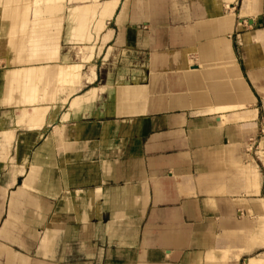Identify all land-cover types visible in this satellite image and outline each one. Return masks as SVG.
Returning <instances> with one entry per match:
<instances>
[{
    "label": "crops",
    "instance_id": "obj_1",
    "mask_svg": "<svg viewBox=\"0 0 264 264\" xmlns=\"http://www.w3.org/2000/svg\"><path fill=\"white\" fill-rule=\"evenodd\" d=\"M81 1L0 0V112L25 132L0 131L9 210L41 218L0 264H264V117L228 38L264 0ZM98 39L128 81H98ZM243 43L264 63V27Z\"/></svg>",
    "mask_w": 264,
    "mask_h": 264
},
{
    "label": "rangeland",
    "instance_id": "obj_2",
    "mask_svg": "<svg viewBox=\"0 0 264 264\" xmlns=\"http://www.w3.org/2000/svg\"><path fill=\"white\" fill-rule=\"evenodd\" d=\"M4 1H7V0H4ZM70 2H72V1H70ZM80 2L82 3L81 0H80ZM71 6H72L71 3L69 6L65 5V7H68V8H70ZM239 6H240V3H239ZM118 10L116 11L117 13L119 12ZM238 10H236L235 12L233 11V12L235 14H238L239 13ZM228 13H229V10L225 9L224 14L226 15ZM62 15L63 16L66 15V32H67V30H69V28H71L72 21L67 18L68 12L66 11V8H64V10L62 11ZM251 19H253L252 16H249L248 18H237L236 19L237 22L235 24L233 32L230 35H228V38L230 40V45H231V48L233 50L236 61L239 64V68H240L241 74L243 76V79L246 82V84H247L249 90L251 91V93L253 94V96L256 98L257 107L259 109H261V112H262L263 117H264V63L257 60L259 58L258 56L259 55L261 56V52L259 49L254 48V51L252 50L249 54L247 52L246 46L243 43V38L247 33L252 34V33L256 32L257 30L262 29L264 27V23H263V18L260 19V17H259V19L256 22L252 20V24H250L249 20H251ZM109 22H111V21H109ZM106 26H108V25H106ZM108 27H111V26L109 25ZM203 42H205V41H203ZM105 44L102 45L101 41H99V39L97 40L96 45H95V48H96L95 49L96 50L95 56L93 57V60L91 63V65L98 66V81H104L105 78L110 79V81H116V83H117V81L118 82L128 81V80H125V81L123 80L122 76H124V75H122L120 72L121 67H122V65H121L122 63L120 61L121 55H120V49H119L120 47L118 46L119 42L113 41V44L109 43L106 54L104 55ZM82 45L83 44L79 43V45L75 46V49H76L75 52L78 56V57H76L77 62L80 61V59H79V51L80 50L79 49L82 47ZM252 46H254V43H252ZM256 46H254V47H256ZM99 47H101L100 50H99ZM193 55L194 56L192 57V59L194 60V63L195 62L199 63V61H201V55L198 54L197 52H195ZM262 58H263V56H262ZM76 59H75V63H77ZM18 60L19 59H17L15 57V55L12 57V67L20 65L18 63L20 60L19 61ZM69 62H72V61H69ZM202 68H203V64H202ZM87 70H88V68L85 67L83 72L85 73V72H87ZM115 71L118 73H115ZM250 74H251V76H250ZM139 81H141V80H139ZM145 81H146V79H145ZM113 85H117V84H113ZM39 87L41 88L40 84H39ZM87 89H88V86L86 87L83 84L79 88V90L75 91V93H77V94L84 93L85 91H87ZM67 94H68V91L60 92L57 94V99L59 98L62 100ZM66 102L63 103L62 101L61 102L57 101V103H56L57 106H55L51 110L52 112L55 110V113H53L55 118H56L57 112H61V111H64L67 109V103ZM58 103H59V105H58ZM9 111L10 110H8V112H0V131H2L3 129H7V128H10V129L14 128L13 137H15L16 134H17V136H20L21 134H23L25 132H23L24 129H22V127H19V125L17 124V122L15 120L16 115L19 114V110H17V111L11 110L12 111L11 113ZM262 123H264V118H262ZM52 124L55 125L56 122L54 121L53 123H50V125H52ZM50 125H47V122H46L44 129L46 130L47 128H49V130H50L51 129ZM262 132H263V129H262ZM2 141H3L2 137L0 136V229H2L4 224H6V225H5V229L2 230V232L0 233V241L4 244H8V245H9V242L16 243L17 245L21 244L20 247L23 248V246H22L23 239L27 238V240H29L30 234L28 232L30 231V229H33L35 227L39 228V226H37V225H39L38 223H39V220L41 218L39 216H35V214L32 213V210L39 209L40 205L37 206L38 205L37 203H31V202L28 204V203H26V201L24 202L23 200H19L18 205L13 206L11 208V210H9V202H10L9 200L12 197V192H11L12 191V185L8 186V184L11 181V174H12V171L14 170V166L12 164H15V158H16L15 150L13 147V143H15V141L12 140V146L8 149V151H5V152L3 150L4 148L2 146L3 145ZM12 157L14 158V160L11 159ZM37 179H39V178H37ZM37 179L35 180L36 182H37ZM23 180H24V177H21L19 182L22 184ZM35 186H36V188L41 187L39 183H37ZM23 199H25V198H23ZM32 214H33V216H32ZM9 215H11V221L14 217H15V219L17 218L16 224H18L19 227H14L13 225L7 224V223H9V222H7ZM32 223L35 224L36 226L35 227L29 226L26 228L24 227V225L26 226L27 224H32ZM7 234H8L9 238H6ZM36 235L37 234H33V236H36ZM33 242H37V241H33ZM15 249H17V248H15ZM3 258H4V260H6L4 254L3 255L0 254V261L1 262L3 261ZM5 264H7V261L5 262Z\"/></svg>",
    "mask_w": 264,
    "mask_h": 264
},
{
    "label": "bare ground",
    "instance_id": "obj_3",
    "mask_svg": "<svg viewBox=\"0 0 264 264\" xmlns=\"http://www.w3.org/2000/svg\"><path fill=\"white\" fill-rule=\"evenodd\" d=\"M215 109V108H214ZM241 109V108H240ZM222 110V109H221ZM213 111H215V110H213ZM220 112V111H219ZM241 120H242V118H241Z\"/></svg>",
    "mask_w": 264,
    "mask_h": 264
}]
</instances>
